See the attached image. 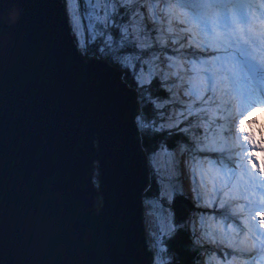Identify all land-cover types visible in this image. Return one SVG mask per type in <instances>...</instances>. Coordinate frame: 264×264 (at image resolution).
<instances>
[{"label":"snow or ice","instance_id":"6c2138e0","mask_svg":"<svg viewBox=\"0 0 264 264\" xmlns=\"http://www.w3.org/2000/svg\"><path fill=\"white\" fill-rule=\"evenodd\" d=\"M249 6L247 0L54 5L71 43L67 53L105 75L117 72L131 93L130 153L148 177L138 193L142 221L151 224L147 264H264V213L253 214L257 195L264 201V171L248 153L234 155L230 134L242 113L264 107V67L248 59L257 60L258 51L264 66V31L249 53L217 11ZM237 52L244 75L235 66Z\"/></svg>","mask_w":264,"mask_h":264},{"label":"water","instance_id":"95a60500","mask_svg":"<svg viewBox=\"0 0 264 264\" xmlns=\"http://www.w3.org/2000/svg\"><path fill=\"white\" fill-rule=\"evenodd\" d=\"M55 4L0 0V264H147L131 93L67 53Z\"/></svg>","mask_w":264,"mask_h":264},{"label":"clouds","instance_id":"9594fccd","mask_svg":"<svg viewBox=\"0 0 264 264\" xmlns=\"http://www.w3.org/2000/svg\"><path fill=\"white\" fill-rule=\"evenodd\" d=\"M264 113V107H257L237 118L238 130L244 135L246 140L254 146L255 151L252 156L258 165L264 163V116L257 113Z\"/></svg>","mask_w":264,"mask_h":264},{"label":"rangeland","instance_id":"374dc122","mask_svg":"<svg viewBox=\"0 0 264 264\" xmlns=\"http://www.w3.org/2000/svg\"><path fill=\"white\" fill-rule=\"evenodd\" d=\"M247 2L250 4V6L249 7H253L252 9V11H255L254 10V6L258 3V0H247ZM261 5L262 4H264V0H262L261 2ZM260 3H259V11L257 10V11H255V12H252L251 11V14H250V18H251V20H254V22H255V20H257V19H253V15L252 14H259V12H260V9L261 10H263L264 11V8H261L260 7ZM249 7H247V9L249 8ZM245 9V8H244ZM244 9H241V10H239V12L238 13H236L235 12V10L234 9H232V8H224V9H222V10H217V11H221L222 12V15L223 16H226L223 12H225L226 14H231V13H235V14H239L242 10H244ZM224 23V22H223ZM226 23V22H225ZM224 23V24H225ZM262 26H264V21L262 22ZM209 28H210V25L208 26ZM263 30H264V28H263ZM211 31V30H210ZM259 40H260V38H259V36L258 37H256V36H253V38H251L250 40H249V44H248V50L251 48V46H253L252 44H251V41H256V43L258 44L259 43ZM241 46V45H240ZM242 47V46H241ZM243 48H246L245 47V45L243 46ZM229 50H232V49H229ZM249 53H251L252 52V50H249L248 51ZM236 54V61H235V66L237 67V69L241 72V74L242 75H244L245 74V69L242 67V65H241V60H242V58L243 57H241L240 55H239V53L237 52V53H235ZM254 55H256V58H258V59H260V54H259V52L257 51L256 53H254ZM248 57H250V58H252V56L251 55H249ZM258 64H260L257 60H255ZM264 67V66H263ZM237 91H239V86H237ZM258 107H260V106H258ZM235 109H234V107H233V111H234ZM258 115H262V116H264V113H261V112H258L257 113ZM237 124V123H236ZM238 127V126H237ZM241 143H240V146L238 147V149H236V153H235V155H236V157H241V156H244L245 155V153H248L249 155H251L252 156V152L253 151H255V149L254 148H252V149H250L249 147H248V145L250 144V142L248 141V140H246V138L244 137V135L241 133ZM237 140H238V137H237ZM238 143V142H237ZM257 198V197H256ZM258 200H259V197H258V199H257V203H258ZM255 208H256V211H254V215H257L258 213H264V201H261L260 202V204L259 205H255ZM150 222H148V223H146V227L148 228V230H149V234H151V224H149ZM242 264V263H241Z\"/></svg>","mask_w":264,"mask_h":264},{"label":"bare ground","instance_id":"6f19581e","mask_svg":"<svg viewBox=\"0 0 264 264\" xmlns=\"http://www.w3.org/2000/svg\"><path fill=\"white\" fill-rule=\"evenodd\" d=\"M262 1V0H261ZM260 1V2H261ZM259 2V3H260ZM259 3H257L254 7H255V9L256 10H258V7H259ZM260 5H261V3H260ZM254 9V10H255ZM253 12V11H252ZM231 18L233 19V20H238L237 22H241V21H243L245 18H246V16H245V14H241V15H237V14H235V13H231ZM227 19H226V16H223L222 15V21L225 23V22H227L226 21ZM236 34H238V32H236ZM236 127H237V124L235 125V134H236V136H238V143H237V145H235V144H233V146H234V154L236 153V150L235 149H238V147L240 146V143H241V132L238 130V127H237V129H236ZM234 141H235V138H234ZM238 144H239V146H238ZM262 160H264V157H262ZM258 165V164H257ZM259 168H260V170H262V171H264V163H262V164H260L259 165Z\"/></svg>","mask_w":264,"mask_h":264},{"label":"trees","instance_id":"16d2710c","mask_svg":"<svg viewBox=\"0 0 264 264\" xmlns=\"http://www.w3.org/2000/svg\"><path fill=\"white\" fill-rule=\"evenodd\" d=\"M95 181H96V184L98 186V184H99V175H97V177L95 178Z\"/></svg>","mask_w":264,"mask_h":264}]
</instances>
